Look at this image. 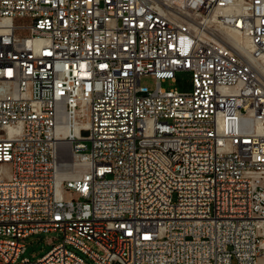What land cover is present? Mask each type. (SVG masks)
<instances>
[{
	"label": "built area",
	"instance_id": "built-area-1",
	"mask_svg": "<svg viewBox=\"0 0 264 264\" xmlns=\"http://www.w3.org/2000/svg\"><path fill=\"white\" fill-rule=\"evenodd\" d=\"M263 224L264 0H0V264H259Z\"/></svg>",
	"mask_w": 264,
	"mask_h": 264
},
{
	"label": "rangeland",
	"instance_id": "rangeland-1",
	"mask_svg": "<svg viewBox=\"0 0 264 264\" xmlns=\"http://www.w3.org/2000/svg\"><path fill=\"white\" fill-rule=\"evenodd\" d=\"M141 83L147 86L150 91L154 90L156 87V79L150 75L143 76L141 78ZM161 87L165 90H177L180 93H190L193 90L192 74L189 71H178L175 74V80L167 79L161 83ZM49 239L58 243L62 240V235L56 232H48L26 238L25 243L27 250L23 257L29 258L31 262H36L50 250L51 246L48 244ZM70 249L74 250L72 247H70ZM76 253L86 258L82 253L78 251H76ZM19 262L17 264H19ZM260 264H262L261 258Z\"/></svg>",
	"mask_w": 264,
	"mask_h": 264
},
{
	"label": "bare ground",
	"instance_id": "bare-ground-1",
	"mask_svg": "<svg viewBox=\"0 0 264 264\" xmlns=\"http://www.w3.org/2000/svg\"><path fill=\"white\" fill-rule=\"evenodd\" d=\"M229 38L233 44L238 45L240 49L250 48L252 49L251 43L248 38H245L237 32H231ZM197 170L204 171V173H213L212 158L208 156H201V159H197ZM76 175L74 174L73 177ZM208 191V184L205 180H196L195 185L192 186V194H205ZM263 249H264V242ZM261 258V257H260ZM259 258V264H260Z\"/></svg>",
	"mask_w": 264,
	"mask_h": 264
},
{
	"label": "crops",
	"instance_id": "crops-1",
	"mask_svg": "<svg viewBox=\"0 0 264 264\" xmlns=\"http://www.w3.org/2000/svg\"><path fill=\"white\" fill-rule=\"evenodd\" d=\"M262 235L264 236V224H263ZM261 263L264 264V255L261 256Z\"/></svg>",
	"mask_w": 264,
	"mask_h": 264
}]
</instances>
